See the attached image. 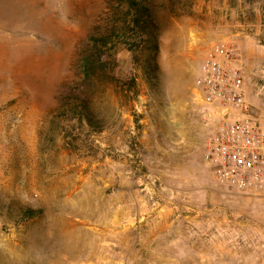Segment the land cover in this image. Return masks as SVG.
Wrapping results in <instances>:
<instances>
[{"label":"rangeland","instance_id":"374dc122","mask_svg":"<svg viewBox=\"0 0 264 264\" xmlns=\"http://www.w3.org/2000/svg\"><path fill=\"white\" fill-rule=\"evenodd\" d=\"M222 41L264 127V0H0V264H264V189L203 161Z\"/></svg>","mask_w":264,"mask_h":264},{"label":"built area","instance_id":"2783aa9c","mask_svg":"<svg viewBox=\"0 0 264 264\" xmlns=\"http://www.w3.org/2000/svg\"><path fill=\"white\" fill-rule=\"evenodd\" d=\"M193 103L211 130L203 154L215 182L237 194L264 189V127L247 100L237 52L219 42L198 68Z\"/></svg>","mask_w":264,"mask_h":264}]
</instances>
